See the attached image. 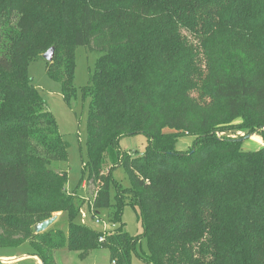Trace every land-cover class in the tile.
I'll return each instance as SVG.
<instances>
[{"label":"trees","instance_id":"16d2710c","mask_svg":"<svg viewBox=\"0 0 264 264\" xmlns=\"http://www.w3.org/2000/svg\"><path fill=\"white\" fill-rule=\"evenodd\" d=\"M77 46L101 55L83 89L91 101L82 177L68 192L70 143L29 64L53 49L46 71L71 105ZM239 118L264 141V0H0V246L29 242L43 264H56L62 248L82 257L106 248L110 264L134 255L264 264V145L246 150L247 136L219 135ZM137 133L145 151L122 150L121 137ZM186 135L195 143L180 152ZM119 165L131 186L118 185L112 202ZM84 182L92 201L79 193ZM85 203L109 210L115 227L78 222ZM126 203L139 208L142 234L125 231ZM58 212L67 231L35 232Z\"/></svg>","mask_w":264,"mask_h":264},{"label":"rangeland","instance_id":"374dc122","mask_svg":"<svg viewBox=\"0 0 264 264\" xmlns=\"http://www.w3.org/2000/svg\"><path fill=\"white\" fill-rule=\"evenodd\" d=\"M186 34L195 41L194 35L192 36L189 31L184 30ZM101 53L99 51H90L85 46H77L75 49V86L77 88V97L69 105L63 98L61 84L58 81L51 79L46 71L47 60L44 57H39L36 60H32L29 64V74L33 78L35 87L38 89L40 95L45 100L48 109L55 118L57 127L62 136L70 143L68 150V161L66 162V168L69 172V180L67 184L68 192H71L77 187L82 177V160L83 155L85 157L87 150L88 139V115L89 104L91 96L89 94L83 95V89L87 86L90 78V73L94 71L96 61ZM89 95V96H87ZM194 96H198V92H193ZM242 118L222 125L223 129L219 133L220 136H228L233 138H240L247 136L243 142V148L246 150L258 149L264 145L263 138L258 134L246 135V129H240L239 125L242 123ZM195 136H182L178 138L176 142V149L180 152H187L193 148L195 143ZM148 144L147 136L144 133H137L134 135H125L120 139V148L125 151H135L137 153H143ZM82 153V154H81ZM113 182L111 185V199L114 202V198L117 191V186L130 187L131 180L122 165L117 166L113 172ZM94 186H89L86 182L81 184L79 193L89 201H92V194ZM83 212L87 214L84 218L85 224L92 228L100 229L102 225L95 222V218L87 207V203L82 208ZM138 211L134 209L130 204H125L123 212V222L125 223V231L131 235L142 234L144 229L141 221L138 218ZM109 210H101L100 216L109 224L108 229H113V223L110 222L107 215ZM58 214V220L51 226L52 228H60L67 231L68 219L67 215L61 212ZM81 214V212H80ZM78 222L82 223L81 215L77 218ZM33 252V248L29 242L22 243L16 246H0V255L14 254L21 255L23 253ZM1 258V256H0ZM54 258L56 264H110L109 253L106 248L95 249L87 257H82L79 251H70L66 248L57 249L54 251ZM0 264H37L33 255L22 258L15 262H2ZM132 264H147L138 256L134 255L132 258Z\"/></svg>","mask_w":264,"mask_h":264},{"label":"water","instance_id":"95a60500","mask_svg":"<svg viewBox=\"0 0 264 264\" xmlns=\"http://www.w3.org/2000/svg\"><path fill=\"white\" fill-rule=\"evenodd\" d=\"M43 57L47 61H52L54 57V50L49 49L47 52L43 54ZM58 220V214L53 215L52 217L38 223L35 225V232L41 233L47 230L49 227H51L56 221Z\"/></svg>","mask_w":264,"mask_h":264},{"label":"built area","instance_id":"2783aa9c","mask_svg":"<svg viewBox=\"0 0 264 264\" xmlns=\"http://www.w3.org/2000/svg\"><path fill=\"white\" fill-rule=\"evenodd\" d=\"M80 212H81L80 215H81L82 223L85 224L86 221L84 220V218L87 217V214L83 212V209H81ZM90 212L92 213V215H94L93 217L95 218V222H96L97 224L102 225V226H101V229L103 230V232H107V231H109L108 226H109L110 223H108L107 221H105V220L103 219V217L100 216L99 213L95 212L93 207L90 208ZM112 225H113V227H115L114 223H113ZM100 240L102 241V240H103V237H101Z\"/></svg>","mask_w":264,"mask_h":264},{"label":"crops","instance_id":"0c3cea01","mask_svg":"<svg viewBox=\"0 0 264 264\" xmlns=\"http://www.w3.org/2000/svg\"><path fill=\"white\" fill-rule=\"evenodd\" d=\"M30 255H33L34 259L36 260L37 264H43L41 258L37 255H34L33 252H30V253H23L21 255H14L13 253L12 254H4V255H0L1 256V261L2 262H15V261H18L22 258H26V257H29Z\"/></svg>","mask_w":264,"mask_h":264}]
</instances>
